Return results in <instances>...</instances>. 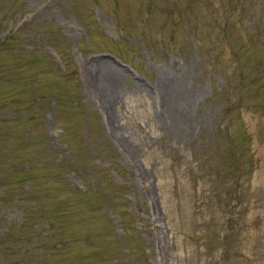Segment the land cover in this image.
Wrapping results in <instances>:
<instances>
[{"label":"rangeland","instance_id":"rangeland-1","mask_svg":"<svg viewBox=\"0 0 264 264\" xmlns=\"http://www.w3.org/2000/svg\"><path fill=\"white\" fill-rule=\"evenodd\" d=\"M0 264H264V0H0Z\"/></svg>","mask_w":264,"mask_h":264},{"label":"bare ground","instance_id":"bare-ground-1","mask_svg":"<svg viewBox=\"0 0 264 264\" xmlns=\"http://www.w3.org/2000/svg\"><path fill=\"white\" fill-rule=\"evenodd\" d=\"M98 66V71H94V67ZM88 72V83L92 91H95L97 95L103 99V101L109 106L115 104L117 99V83L116 75H125L122 68L114 61L109 59H93L85 64ZM98 77V79H95ZM134 87H138L141 91L146 90L142 83H134ZM163 88H166L163 86ZM167 91L163 92V97H167Z\"/></svg>","mask_w":264,"mask_h":264}]
</instances>
